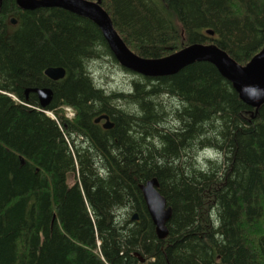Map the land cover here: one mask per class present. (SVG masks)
<instances>
[{"label":"trees","instance_id":"1","mask_svg":"<svg viewBox=\"0 0 264 264\" xmlns=\"http://www.w3.org/2000/svg\"><path fill=\"white\" fill-rule=\"evenodd\" d=\"M89 1L144 59L200 43L244 66L264 45V0ZM41 88L45 109L25 94ZM151 179L171 208L164 240L140 191ZM0 264H264V104L205 62L130 72L91 21L2 0Z\"/></svg>","mask_w":264,"mask_h":264},{"label":"water","instance_id":"2","mask_svg":"<svg viewBox=\"0 0 264 264\" xmlns=\"http://www.w3.org/2000/svg\"><path fill=\"white\" fill-rule=\"evenodd\" d=\"M2 0H0L1 3ZM17 6L24 11L38 8H60L74 15L83 17L96 25L102 33L110 52L118 64L133 73L148 78L171 76L195 62L213 65L219 74L227 80L247 106L257 108L264 104V45L246 65L237 64L227 53L214 44H192L184 49L161 59H144L135 55L123 42L112 26L107 12L96 2L89 0H16ZM16 25L15 20H11ZM212 36L213 32L207 31ZM51 81L65 76L62 68H49L44 72ZM36 94L40 108L45 109L51 102L52 90L41 88L27 90ZM104 121L103 128L111 129L113 124L107 116H100L95 123ZM156 179H151L140 186L147 212L155 228L158 239L164 240L168 231L166 224L171 217V208L167 207L163 196L158 192ZM134 220L137 216L134 215Z\"/></svg>","mask_w":264,"mask_h":264},{"label":"clouds","instance_id":"3","mask_svg":"<svg viewBox=\"0 0 264 264\" xmlns=\"http://www.w3.org/2000/svg\"><path fill=\"white\" fill-rule=\"evenodd\" d=\"M206 155H208V156H212V155H213V153H211V152H208V153H206Z\"/></svg>","mask_w":264,"mask_h":264},{"label":"flooded vegetation","instance_id":"4","mask_svg":"<svg viewBox=\"0 0 264 264\" xmlns=\"http://www.w3.org/2000/svg\"><path fill=\"white\" fill-rule=\"evenodd\" d=\"M104 121L102 120L101 123H103Z\"/></svg>","mask_w":264,"mask_h":264},{"label":"rangeland","instance_id":"5","mask_svg":"<svg viewBox=\"0 0 264 264\" xmlns=\"http://www.w3.org/2000/svg\"><path fill=\"white\" fill-rule=\"evenodd\" d=\"M12 27H14V26H12Z\"/></svg>","mask_w":264,"mask_h":264}]
</instances>
